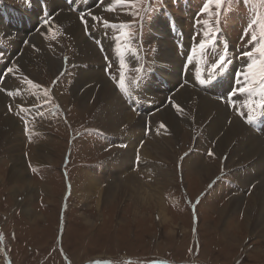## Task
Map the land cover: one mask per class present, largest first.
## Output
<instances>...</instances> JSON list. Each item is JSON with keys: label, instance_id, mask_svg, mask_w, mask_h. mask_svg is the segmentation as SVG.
<instances>
[{"label": "rangeland", "instance_id": "374dc122", "mask_svg": "<svg viewBox=\"0 0 264 264\" xmlns=\"http://www.w3.org/2000/svg\"><path fill=\"white\" fill-rule=\"evenodd\" d=\"M3 1L12 3V8L23 3L19 0ZM179 1L131 0L130 3L117 4L115 0H103L104 3L113 4L99 16L97 22L87 24L79 36L80 40L90 43L96 49L98 54L96 59H107L106 62L99 64L101 72L97 70L95 72L100 74L103 72L101 76L98 75L99 80L103 79L108 83L109 78L114 81V87L120 96L113 89L109 95L104 96L103 101L113 99L114 104L115 98L120 97L126 113L127 109L132 108L130 100L123 98L124 91L121 90L120 81L113 79L114 75L120 77L123 75L126 90L134 86L138 77L136 82L144 85L145 82H152L148 85L153 91H157L154 87L155 84L160 85L156 76L159 65L156 64L157 50H167L177 56L174 42L168 33H164L165 20H160L166 12V7L170 8V4ZM187 2L189 1L184 2V7ZM197 4L191 13L181 8L183 4L177 9L172 7L170 9L183 18V25L189 33L198 31L196 37L198 47L211 30L216 34L219 28L217 23L227 32L228 25H233L229 37L231 46L233 44V52L237 54L235 58L240 60L242 58V62H250V58L243 55L244 48L249 46L246 52L253 49L254 42H251L253 32L260 38L259 22H264V2L224 0V3L217 7L215 0H204V10L203 2L197 1ZM35 9L40 10L41 4L12 13L0 8V39L2 37L4 43L13 49L10 56L7 52L0 51V61L5 62L4 83L0 88L5 94L0 93V111L4 109L3 117H12L17 121L16 135L21 145L17 152H12L10 147L7 151L1 145L7 142L6 139L0 141V264H264V237L260 235L264 225L260 219L257 224L254 223L253 219L257 217L258 212L252 200L255 188L264 183V178L258 177V180L252 183L241 181V175L243 172L249 174V168L254 161L247 162L243 167L237 165V162L229 163L230 153L222 155L216 152L217 137L212 139L197 132L200 124L198 112L203 97L199 90L202 89L204 92L202 85L197 83L192 87L196 93L190 109L196 110L195 119L187 116V113L180 121L176 120L178 123L175 125L177 126L175 133L164 121L159 123L156 116L159 113L147 112L144 116V113L131 111L134 118H122L117 115L118 106L114 107L113 104L109 105L113 109L110 112V114L113 112V115L108 117L111 123L108 124V120L105 122L101 119L98 122L96 119L105 117L106 113L99 114L101 103L96 96L82 102L74 94V90L77 89L74 82L80 69L81 57H77V51H80L78 43L73 44L70 35L66 36L53 30L50 41L43 46L34 47L36 44L34 37L37 34L46 35L48 28L51 27L46 26L53 24V21L56 22L59 16L78 17L82 14L61 10L56 14V11L52 10L47 17L49 21L43 24L45 26L40 32L38 28L27 33L21 31L16 33L12 24L6 21L7 17L17 13L33 17ZM254 19L258 23L249 29L248 25ZM105 21L114 23L121 29L130 49L132 44H135L134 40L135 47L140 48L141 44L138 41L143 42L157 29L155 32L157 37L153 35L156 43L150 49V54L146 53L145 48L138 51L134 49L131 52H134V58L129 59L127 55L126 57L121 53L124 57L122 60L117 61L114 58L109 60V57L107 58L109 54L87 39L86 32L94 24L103 25ZM153 21H159L154 23V28ZM134 24L136 31H133ZM104 26L107 24L104 23ZM4 27L9 36L3 32ZM67 28L78 37L73 22ZM28 34L32 35L28 37ZM132 38L134 40H131ZM99 39L100 36L96 39L98 43ZM147 44L151 45V41L148 40ZM31 49L39 54L40 58L47 59L38 64L29 61L24 66L25 71L30 69V72H34L30 74L29 79L41 93L39 103L16 99L13 93L11 97L8 91H15L17 84L16 80L12 79L15 63L19 62V58L23 59L27 50ZM145 54L149 60L140 61ZM50 58L60 65L59 69H50ZM170 60L174 70L171 71L169 81L177 78L180 83L179 73L182 72L183 63L176 58ZM251 60L257 62L258 69L260 61H264V56L254 52ZM88 63L95 64L93 61ZM122 63L124 67H121ZM100 65H105L103 71ZM89 66L95 67L91 64ZM238 66H228L232 75H240ZM8 68H13V72L9 73ZM221 68L210 69V74H216ZM151 69V75H147L148 72L143 73ZM257 69L253 71L257 80L251 86H247L249 98L253 99L255 104L264 100L260 97L264 94L262 89L264 80L260 78ZM188 72L189 70L185 75L187 78H191L195 73L194 79L197 75L195 71L191 74ZM140 73L143 74L139 75ZM216 76L219 75L216 74L213 78ZM6 80L8 84L4 87ZM181 83L187 85V80L183 81L181 78ZM180 86L175 90H180ZM238 87L239 85L235 84V88ZM235 88L229 90L230 101L227 96L223 98L226 97L228 102L221 100L222 97L217 98L220 104L229 105V110L233 105L232 99L237 102L239 99L234 98L241 94L238 89L235 91ZM146 89L142 91L148 92L149 98L153 99L154 92L151 94ZM234 92L236 95H233ZM177 93L178 91L172 92L168 97L171 102L168 100L169 103L157 108L156 111L168 110L170 116L176 118V114L168 105L171 103L175 105L178 102L175 99ZM254 113L264 114V109L254 110L252 118ZM143 118L146 122H142L144 124L141 126L138 121ZM236 119L242 122V118ZM129 123L133 124L127 129L124 124ZM256 136L259 139L253 144L263 142L258 135ZM261 136L264 138V135ZM171 142L174 146L168 150L170 157L163 160H157L155 158L157 154L151 155L150 150H145L151 145L159 146ZM44 148L48 149L49 158L44 155L46 153ZM22 155L26 167L25 175L22 174L24 181L13 182L9 179L11 167ZM39 155L43 157H38ZM206 166L213 167V172L203 179V184L197 174L188 171L191 167H197L200 172L201 168ZM131 179L135 180L138 190L143 192L146 191L144 188L158 187L160 192L157 194L161 198L159 203L144 201L137 204L132 196L124 193L123 186L125 183H131ZM27 181L31 182V185ZM89 181L96 182L98 189L96 185L93 186L94 190H85ZM116 184L117 188L108 190L110 185ZM233 200H237L233 202L236 209L230 214L228 209ZM161 212L166 215V220L162 218Z\"/></svg>", "mask_w": 264, "mask_h": 264}, {"label": "bare ground", "instance_id": "6f19581e", "mask_svg": "<svg viewBox=\"0 0 264 264\" xmlns=\"http://www.w3.org/2000/svg\"><path fill=\"white\" fill-rule=\"evenodd\" d=\"M49 2H50L49 10H53V12L56 11V14H58V10H59L60 6L58 5L57 1L54 0V2H52L49 0ZM112 4L113 3H111V2H107V3L103 2L98 8H95L92 12H88L85 15L82 14L78 17H76L74 15L69 16V17L59 16L56 19V22L53 21V24L50 23L48 26H46V27L51 26L50 28H48L49 30H48L46 35H42V36L40 35L41 36L40 37L39 34L36 33L37 35L34 37L35 38L34 43H36L34 47H36L37 45L43 46L45 43L50 41L54 32H60V33L65 34L66 36L70 35V39L72 40V42H74L73 44L78 43L77 46L80 49V51H77V57L81 56L82 58L81 57L79 58L80 69L76 73V80H75L74 84L77 87V89L74 90V92H75L74 94L82 102H87V100L86 101H84V100L88 99V98L90 99V97H92V96H96L95 98H97L99 103H101V111L99 112V114L100 113H106L105 117L96 119V120H98V122L100 119L104 120L106 122L108 120V117L113 115V112L110 114L111 110L113 111V109L109 106V105L113 104V99H109V100L106 99L105 101H103V98H104V96L109 95L113 89L116 91V93H117V90L114 87L115 82L112 81L111 79L107 78L108 83L105 82L103 79H101V80L98 79V77H99L98 75L101 76V74L103 73V72L101 74L97 73L98 71H100V68H98L99 64L106 62L107 59H104V58H97L96 59V56L98 55L96 53V49H94L90 43H85L82 39L80 40L79 36H80V31L82 33V29L87 24L94 23L97 20V19H93V17L99 18V16L104 11H106L109 8V6ZM38 11H40V12L38 13ZM40 14H41V9L40 10L35 9L34 13H33V18L37 19ZM81 17H83V20L81 19ZM55 18H56V15H54L53 19H55ZM73 19L76 21H74ZM72 22L74 23L75 30H76L75 33L78 37H75L74 33L67 28L68 25H70V23H72ZM44 26L45 25H40L38 23L39 32L42 30V28ZM105 28H106V31L102 35H100L99 40H100V44H102V46L104 47V52L107 48L110 47V49L106 51L109 54V56H107V58L109 57V60H110V58L111 59L114 58V60H117V61L122 60L124 57L122 55L123 53L121 54L119 52L120 47H122L123 50L128 51L126 55L129 57V59L134 58L133 53H131V51L129 50L130 47H128L129 46L128 42L125 41L126 37L123 34V32L121 31V29L118 26H116L114 23H108ZM53 30H54V32H53ZM3 32L5 34H7L5 27L3 29ZM28 37H30V34H28ZM8 39H10V38H8ZM112 39H114V43H113V44H115L114 47L112 46V43H111ZM14 40H15V38H14ZM166 40H168V39H166ZM117 44H119V46L116 47ZM19 46H20V44H19ZM31 50H27V52L25 51L26 54H25L24 58L23 59L19 58V62L15 63V65H14V76H13L14 78H12V79H15L16 80L15 83H17V84L15 86V91L14 90H8V91H9V93H13V96H15L16 99H20L22 101L28 100V103H39L41 101V93L33 82L29 83V81H30L29 76L31 73L34 74V72H30V69H26V71H25L24 66L29 61H32L35 64H38V63H40L44 60H47V59L44 57L40 58L39 54L37 55V53H35L33 50L32 51ZM22 52H23V48H22ZM177 57L178 56L173 55L171 52L169 53L167 50L158 49L157 50L158 63L156 62V64H159L157 66L158 74H161V75L165 76L168 80H171L170 74H172L171 71L174 69H173V64L171 63L170 59L176 58L180 62L183 63L182 59L180 57H178V58ZM198 58H199V53L197 52V57L195 59V63L193 65V67H191V69H189L188 73H190V74L194 73V70H192V68H195L197 70L200 68V67L197 68V66H196V64L198 62ZM75 60H74V62H75ZM89 61H93L95 64H98V65L88 63ZM89 64H91V65H93V67L94 66L95 67L91 68L89 66ZM248 64H249V61L248 62H242V64H240L237 67L240 69V75H238V76L232 75L230 73L228 67H225L221 72H219L217 74L219 76H216V78H213V75L206 74L203 77V80H202L203 82L201 81V83L198 82L199 81L198 74L200 72V71H198L196 73L197 75L194 79H193V76L195 73L193 74V76H191V78H189V77L187 78L185 76V79L187 80V85H182L181 78H180V83H178V80H176L177 78H175V80L173 79V81L171 82V84L173 85V88L170 91L163 92L162 90H160L161 85H159V84L154 85V87L157 88V91H153V89L148 85V83L152 84V82H145V85L143 84L142 89L144 90L145 88H147L146 90L150 91L151 94H153V92H154V94L152 96L153 99H151L152 102L154 103V108L151 110V112L152 113H159L156 115L159 123H162L161 121H164V123L167 126L169 125V127H170L169 129L175 133L177 130V126H175V125L178 123L176 120L180 121V119L184 115H186L187 113H188L187 116H190L192 119H195L196 110L190 109L192 99L194 98V95L196 93V90H194V88H192V87L194 85H196L197 83L203 84V83L207 82L208 80H210L209 85H207L205 87L203 86L204 92L201 89L199 90V92L203 95V97H201V105H200V109L198 112V122L200 124L196 130L199 133H203L206 137H211L212 139L217 137L216 142H215L216 143V152L218 151L222 155H224L223 153H230L228 155V159H230L229 163L231 161L237 162L236 163L237 165H242V167H243V165H245L247 162H249V161L253 162L254 161L253 164H252V162L250 163V165L251 164L252 165L250 166L251 168H249L250 169V172H248L249 174H247V173L244 174V172H243V174L240 177L241 181H243V182L249 181V183H252V182L258 180V177L262 176L264 178V176H263V174H264V164H263V162H264V153H263L264 138L258 132L253 130L254 127L253 128L251 127L252 122L254 120H252V122H249L247 119V117L249 115L253 116V111H250L246 105L250 100L253 102H254V100L249 98L250 93L248 91L239 92V93H241L240 96H235L234 99H237V100L239 99L240 101L238 100L237 102H235L232 99L233 105H232L231 110H229V108H230L229 105L224 106L217 101V98H221V97L223 98V96H227L228 100L230 101L231 98L229 96V93H230L229 90L232 88H235V84L239 85L238 88H235V91H237V89H239L241 87L251 86L253 83H255L257 78L255 76V73H253V72L249 73L248 72V70H247ZM50 66H51L50 67L51 70H57L60 68V65L57 62H55L54 60H51V58H50ZM244 67H246V69ZM16 69H18V71ZM96 70H97V72H95ZM181 73H179V74L182 77ZM241 73H247V77L245 78L244 76L241 75ZM226 77L229 78L230 80H232L231 84H229L230 82ZM120 78H121L120 76L114 75L113 79L116 81H120ZM176 83H178V84H176ZM221 83H222V85H221ZM7 84H8V81L6 80L4 87H7ZM211 84L221 85L222 89L219 91L215 90L210 86ZM179 85H181L180 90H175V89H177V87H179ZM230 85H232V87ZM262 89H264V87H262ZM1 90H0V93L4 92V94H5V91L3 90V92H1ZM174 91H178V93L175 96V99L178 102L175 105H173L171 103L168 105V107L170 106L173 113L176 114V118L171 117L168 110H166V111L164 110V112L156 111L157 108H160L164 104L171 102V99L169 100L168 97ZM115 100H116V102L114 101L113 106L114 107L118 106V112H117L118 117H122V118L123 117H128V118H134L135 117L134 114L131 112V111H136L135 109L133 110L130 107L131 110L127 109L128 111L126 113V109L122 106V103L124 104V102H122L120 97H116ZM168 100H169V102H168ZM225 102H227V101H225ZM225 102H224V104H225ZM117 104H119V105H117ZM256 104L258 105V103H256ZM177 106H179V108ZM0 109H1V99H0ZM258 109H260V107H255L254 110H258ZM3 110L0 111V141L6 139L7 142H5V143L3 142L1 145L3 147H5L7 149V151H8V147H10V150H12V152H17L18 151L17 148L21 147V145L18 141L19 139L17 138V135H16L18 123L12 117H3ZM240 112H244V115L242 116L240 114ZM211 115H212V117H211ZM144 116H145V113H144ZM213 116H214V118H213ZM237 117L242 118V122L240 120L238 121V119H236ZM111 118H113V117H111ZM151 118H155V117H151ZM145 120H144V118L140 119L138 121V123H141V126H142V124H144L142 122H146ZM112 121H113V119H112ZM109 123H111V121L108 120V124ZM130 124L132 125L133 123L124 124V125H126L127 129H129ZM255 134L258 135L261 138L260 140H262L263 142L259 141L256 144H253V143H255L256 139H259ZM251 144H253L252 147L247 149ZM165 145L167 146L166 147L167 149L164 147ZM165 145H159L158 146L155 144V145H151V146L146 147L145 150H147V151L150 150L151 152H149V153L151 155L157 154V156L155 157L157 160L158 159L163 160V159H166V157H170L168 150H170L171 148L173 149L174 143H172V142L171 143H165ZM40 149H41V151L43 150L42 147ZM47 150L46 149L44 150L46 152L44 155H46V156L48 155ZM34 152H35V149H34ZM19 154L20 153H18V155ZM41 156L42 155H39L38 157H41ZM46 156H45V158H46ZM47 158H49V157L47 156ZM149 158L151 159V157H149ZM146 159H148V158H146ZM167 160H170V159H167ZM23 161H24V157L22 155L16 160V162H14V165L11 167V171H10L11 174L9 176V179L11 181H13V182H20V181L23 182L24 181L22 174L25 175V171H26L25 168L26 167H25V161L24 162ZM164 161H166V160H164ZM199 167H201V166H199ZM212 168H210L209 166H206L203 169L201 168V171L199 172L200 169H198L197 167H191V168H189L188 171L190 173L195 174V175L197 174L196 176L200 177L199 179H200L201 183L203 184V179L205 177H209L212 174V172H213ZM239 171L241 174V170H239ZM243 171H245V170H243ZM246 171H247V169H246ZM166 177H165L164 181L167 180ZM25 179H27V178H25ZM161 182H162V180H161ZM27 183H30V185H31V182L27 181ZM27 183H25V184H27ZM96 185H97V189H98V184L96 182L89 181L86 184L85 190H87V189L94 190L95 187H93V186H96ZM33 186H34V184H33ZM112 186L114 188H112ZM123 187H124L123 192L128 194L129 196H132L133 198L132 197L131 198L134 199L137 204L139 202H144V201H158V203H159V200L161 199L160 195L157 194V192H160L158 187L157 188L147 187V189H145V188L143 189V190H146L143 192V191L138 190L139 189L138 185L135 186V180H133V179H131V183H125ZM115 188H117V184L116 185H110L108 187V190H110V189L114 190ZM104 191L101 193V195H103ZM253 193H255V194L252 196V200H254L255 210L257 209V212H258L257 217H255L253 219L254 223L257 224L259 222V219H260V221L264 225V183L262 182V184L257 186L255 188V192H253ZM235 201H237V200L232 201L231 206L228 209V212L230 214L236 209V206L233 205V202H235ZM157 206H161V205L157 204ZM252 211H253V209H252ZM161 215H162V218L164 220H166V215L162 212H161ZM260 235L262 237H264V227L261 228Z\"/></svg>", "mask_w": 264, "mask_h": 264}, {"label": "snow or ice", "instance_id": "6c2138e0", "mask_svg": "<svg viewBox=\"0 0 264 264\" xmlns=\"http://www.w3.org/2000/svg\"><path fill=\"white\" fill-rule=\"evenodd\" d=\"M115 2L117 4H125V3H130L131 0H115ZM244 2H247V0H244ZM262 2H264V0H262ZM223 3H224V0H215V4L217 5V7H220ZM81 19L83 20V17H81ZM93 19H98V18L93 17ZM104 23L108 24L109 22L105 21ZM257 23H258L257 20H255V19L252 20L249 23L248 28L251 29L253 27V25H255ZM259 27H260V38H258L257 35L255 34V32H253L251 35V42H254L253 43V49L251 51H247V52L243 53L244 56H247L250 58V62L247 65L249 73H252L254 69H257V62L255 60H251L254 52L259 53L260 56H264V22H259ZM245 35H247V31H246ZM206 43H207L206 41H202L200 43L199 47L201 49H203L206 46ZM257 45H259V46H257ZM227 62H228V55H227V51L225 50L224 53H222L221 55H219L217 57L216 63L214 64V68L219 69L220 67H222ZM121 67H124L123 63L121 64ZM16 70L18 71V69H16ZM257 70L260 73V78L262 80H264V61H260L259 68ZM8 72L12 73L13 68H8ZM241 75L244 76L245 78L247 77V73H241ZM29 83H31V81H29ZM120 87H121L122 91H126L123 75H121V78H120ZM248 90L249 89L247 87H241L238 89L239 92H246ZM9 95H12V93H9ZM233 95H235V92L233 93ZM246 106L249 108L250 111H254L255 107H260L261 109H264V100L260 101V103L258 105L255 104V102L250 100ZM177 107L179 108V106H177ZM240 114L242 116L244 115L243 112H241ZM247 119L249 122H252V116L251 115H249L247 117ZM161 127H164V125H161Z\"/></svg>", "mask_w": 264, "mask_h": 264}]
</instances>
